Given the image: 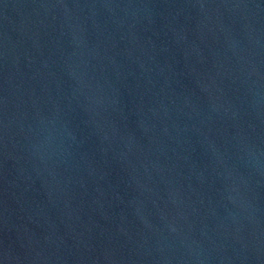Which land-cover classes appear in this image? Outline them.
<instances>
[{"label":"water","instance_id":"obj_1","mask_svg":"<svg viewBox=\"0 0 264 264\" xmlns=\"http://www.w3.org/2000/svg\"><path fill=\"white\" fill-rule=\"evenodd\" d=\"M0 264H264V0H0Z\"/></svg>","mask_w":264,"mask_h":264}]
</instances>
